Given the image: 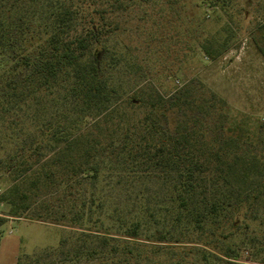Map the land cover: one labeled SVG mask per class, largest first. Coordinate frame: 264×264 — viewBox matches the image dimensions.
I'll return each instance as SVG.
<instances>
[{"label": "trees", "instance_id": "1", "mask_svg": "<svg viewBox=\"0 0 264 264\" xmlns=\"http://www.w3.org/2000/svg\"><path fill=\"white\" fill-rule=\"evenodd\" d=\"M237 3L194 4L207 17ZM186 7L0 0V239L9 217L68 228L16 264H264V114L235 112L198 77L157 81L152 44ZM126 16L144 55L119 38ZM234 36L227 21L195 38L213 61ZM252 38L264 58V15Z\"/></svg>", "mask_w": 264, "mask_h": 264}, {"label": "rangeland", "instance_id": "2", "mask_svg": "<svg viewBox=\"0 0 264 264\" xmlns=\"http://www.w3.org/2000/svg\"><path fill=\"white\" fill-rule=\"evenodd\" d=\"M187 0V7L182 18L163 30L164 39L152 45L158 51L153 54L156 59L155 68L162 74L158 82L164 90L169 91L176 85L198 77L209 87L225 97L235 112L252 116L264 114V58L258 51L252 31L259 19L264 15L256 5H248L247 0H236L235 8L228 12L216 9L214 15L205 17L203 8H196L195 2ZM216 15H221L218 19ZM229 22L235 33L234 46L224 52L216 60H207L201 54L195 36L203 29H216ZM138 20L125 17L119 38L128 45L140 48L138 53L145 54L144 33H138L135 25ZM150 24V22L148 23ZM176 72L177 76H172ZM10 184L6 175L0 173V193ZM9 207L0 202V213H7ZM0 239V264H16L25 253L33 254L45 248L56 247L68 228L52 223L9 217L2 227ZM248 255V254H247ZM246 254L240 260L245 264H259Z\"/></svg>", "mask_w": 264, "mask_h": 264}, {"label": "built area", "instance_id": "3", "mask_svg": "<svg viewBox=\"0 0 264 264\" xmlns=\"http://www.w3.org/2000/svg\"><path fill=\"white\" fill-rule=\"evenodd\" d=\"M0 215H1V213H0Z\"/></svg>", "mask_w": 264, "mask_h": 264}, {"label": "crops", "instance_id": "4", "mask_svg": "<svg viewBox=\"0 0 264 264\" xmlns=\"http://www.w3.org/2000/svg\"><path fill=\"white\" fill-rule=\"evenodd\" d=\"M2 215V214H1Z\"/></svg>", "mask_w": 264, "mask_h": 264}]
</instances>
